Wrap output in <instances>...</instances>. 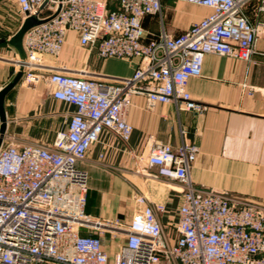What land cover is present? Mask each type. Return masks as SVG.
Wrapping results in <instances>:
<instances>
[{
	"label": "built area",
	"instance_id": "1",
	"mask_svg": "<svg viewBox=\"0 0 264 264\" xmlns=\"http://www.w3.org/2000/svg\"><path fill=\"white\" fill-rule=\"evenodd\" d=\"M15 1L17 30L28 18L40 22L24 35L25 59L10 44L15 34L4 41L13 51L9 62L15 75L24 69L20 82L28 88L45 81L55 100L76 111L52 146L18 144L7 133L2 138L0 264H159L165 259L177 264H264V205L196 189L190 178L199 154L196 144L156 143L139 158L157 168L151 177L175 182L183 190L173 242L167 241L158 216L165 207L144 194L136 198L140 212L128 222L90 216L89 173L80 167L104 130L128 145L133 96H145L151 107L173 104L178 111L202 114L206 106L191 98L189 80L201 76L208 54L255 63L258 40L264 38V0H172L211 13L179 36L162 29L150 39L142 21L148 15L162 21L163 0ZM69 31L78 33L80 45L100 59H136L133 75L107 83L87 70L48 60L60 56ZM247 88L251 95L257 91ZM105 233L122 241L113 261L105 250Z\"/></svg>",
	"mask_w": 264,
	"mask_h": 264
},
{
	"label": "crops",
	"instance_id": "2",
	"mask_svg": "<svg viewBox=\"0 0 264 264\" xmlns=\"http://www.w3.org/2000/svg\"><path fill=\"white\" fill-rule=\"evenodd\" d=\"M110 7L115 6L110 2ZM210 13L209 8L163 0V20L148 15L142 24L148 39L162 29L179 36ZM165 17L175 19L173 27L168 28ZM47 59L87 70L107 83L112 78H130L137 65L136 59H100L80 45V36L73 31L67 33L60 56ZM254 61L249 64L206 55L201 76L191 78L187 86L191 98L206 106L199 115L178 111L173 104L151 107L145 96H133L127 112L133 126L128 145L104 130L80 164L89 173L86 212L100 220L120 218L128 222L140 212L136 198L144 194L153 204L165 207L158 216L167 241L173 242L178 237L183 190L175 182L151 177L157 168H148L139 158L147 156L156 143L178 147L183 140L199 147L190 168L196 189L224 192L264 205V38L258 40ZM14 77V70L0 63V90ZM245 86H254L257 91L251 95ZM4 106L8 135L15 136L18 144L45 146H52L76 111L74 106L55 100L45 81L36 88L19 82L7 94ZM118 249L105 241L111 261ZM159 264L177 263L165 259Z\"/></svg>",
	"mask_w": 264,
	"mask_h": 264
},
{
	"label": "rangeland",
	"instance_id": "3",
	"mask_svg": "<svg viewBox=\"0 0 264 264\" xmlns=\"http://www.w3.org/2000/svg\"><path fill=\"white\" fill-rule=\"evenodd\" d=\"M166 19V23L168 28L173 27L172 23H175V19L169 18ZM174 20V21H173ZM20 25V17L18 15V5L15 0H5L3 3L0 4V56L4 59L3 61H0L1 64H3L4 68H11L14 70V67L11 65V62H9L12 59L13 51L12 49H9L7 46V43L4 42L5 40H9V37L11 35H14L17 33V29ZM4 42V43H3ZM54 63H56L54 61ZM66 65V64H63ZM68 66V65H66ZM69 68H72L68 66ZM76 69V68H72ZM79 70V69H77ZM104 240H109V243L114 244L115 246H119L122 241L119 239L112 238V235L110 233L104 234ZM103 240V241H104Z\"/></svg>",
	"mask_w": 264,
	"mask_h": 264
},
{
	"label": "water",
	"instance_id": "4",
	"mask_svg": "<svg viewBox=\"0 0 264 264\" xmlns=\"http://www.w3.org/2000/svg\"><path fill=\"white\" fill-rule=\"evenodd\" d=\"M2 0H0L1 2ZM40 22L35 18H28L25 20V22L22 24L18 32L11 38L10 44L12 47H14L19 54L21 55L22 59H25V52L23 48V38L25 33L31 29L33 26L39 24ZM24 69H21L14 77L12 82H10L8 85H6L4 88L0 90V145L2 143V138L6 133L7 130V116L5 111V98L7 94L21 81V78L23 76Z\"/></svg>",
	"mask_w": 264,
	"mask_h": 264
},
{
	"label": "trees",
	"instance_id": "5",
	"mask_svg": "<svg viewBox=\"0 0 264 264\" xmlns=\"http://www.w3.org/2000/svg\"><path fill=\"white\" fill-rule=\"evenodd\" d=\"M248 13L251 15L252 14V7L248 8Z\"/></svg>",
	"mask_w": 264,
	"mask_h": 264
}]
</instances>
